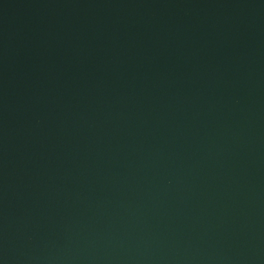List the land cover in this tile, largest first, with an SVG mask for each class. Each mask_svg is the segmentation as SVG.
<instances>
[{
  "label": "water",
  "instance_id": "water-1",
  "mask_svg": "<svg viewBox=\"0 0 264 264\" xmlns=\"http://www.w3.org/2000/svg\"><path fill=\"white\" fill-rule=\"evenodd\" d=\"M0 264H264V0H0Z\"/></svg>",
  "mask_w": 264,
  "mask_h": 264
}]
</instances>
